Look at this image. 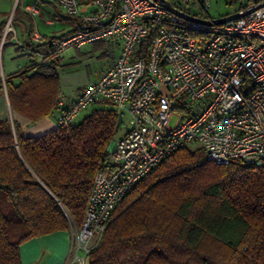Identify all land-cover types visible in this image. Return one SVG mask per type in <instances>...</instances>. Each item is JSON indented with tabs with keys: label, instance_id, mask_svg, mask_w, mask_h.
Masks as SVG:
<instances>
[{
	"label": "built area",
	"instance_id": "1",
	"mask_svg": "<svg viewBox=\"0 0 264 264\" xmlns=\"http://www.w3.org/2000/svg\"><path fill=\"white\" fill-rule=\"evenodd\" d=\"M49 1L80 26L60 37L35 33L32 41L47 42L53 53L100 40L120 47L99 78L60 111L55 129L100 100L129 117L110 150L109 171L94 174L81 226H70V264H87L117 204L176 150L200 147L215 164L264 162V0H224L241 5L237 18L222 23L213 22L211 0L170 2L204 21L167 11L159 0H93L92 11L79 0ZM12 31L8 20L0 47Z\"/></svg>",
	"mask_w": 264,
	"mask_h": 264
},
{
	"label": "trees",
	"instance_id": "2",
	"mask_svg": "<svg viewBox=\"0 0 264 264\" xmlns=\"http://www.w3.org/2000/svg\"><path fill=\"white\" fill-rule=\"evenodd\" d=\"M57 78L52 64L9 77L11 108L32 121L49 114ZM98 102L67 128L35 137L0 118V264H22L20 246L31 238L81 226L119 130L114 106ZM87 264H264V162L215 164L200 147L176 150L117 204Z\"/></svg>",
	"mask_w": 264,
	"mask_h": 264
},
{
	"label": "crops",
	"instance_id": "3",
	"mask_svg": "<svg viewBox=\"0 0 264 264\" xmlns=\"http://www.w3.org/2000/svg\"><path fill=\"white\" fill-rule=\"evenodd\" d=\"M79 1L84 10H95L93 0ZM8 20L13 31L7 34L0 47V118L8 119L12 125L16 124L22 137L40 136L55 129L54 123L60 111L73 102L89 82L99 78L119 54L120 47L115 41L100 40L110 43L117 52L97 76L90 77L83 69L76 68L73 63L75 56L69 55L65 61L64 51L49 56L47 42L31 40L35 33L43 37H60L75 30L78 28L76 18L67 16L49 0H0V40ZM10 38L13 40L10 41ZM16 41L22 44L18 45ZM49 64H52L58 77V107L42 118L32 121L11 108L6 81L24 70H27L29 75L34 73L38 66ZM10 80L13 85H17L20 76H14ZM72 258L69 231L34 237L20 246L22 264H70Z\"/></svg>",
	"mask_w": 264,
	"mask_h": 264
},
{
	"label": "rangeland",
	"instance_id": "4",
	"mask_svg": "<svg viewBox=\"0 0 264 264\" xmlns=\"http://www.w3.org/2000/svg\"><path fill=\"white\" fill-rule=\"evenodd\" d=\"M240 5V1L227 2L224 0H211L209 12L211 17L224 16L234 13ZM96 43H98V41L95 43H87L85 46H69L65 48L61 51H64V61L68 59L67 57H69V55H73L76 57V60L73 61L76 68L83 69L88 73L90 77L97 76L99 72L108 65L109 61L116 54L117 50L115 49V47L110 46V43L107 44L105 41H99V45ZM100 106L103 107L104 104L102 102L94 103L88 109L83 111L82 115L89 112L93 108H97ZM128 120L129 117L127 115L122 116L119 124L118 134L115 137L114 141H117L121 134H123V132L127 129Z\"/></svg>",
	"mask_w": 264,
	"mask_h": 264
},
{
	"label": "water",
	"instance_id": "5",
	"mask_svg": "<svg viewBox=\"0 0 264 264\" xmlns=\"http://www.w3.org/2000/svg\"><path fill=\"white\" fill-rule=\"evenodd\" d=\"M160 1V5L163 6L167 11H170V12H173L183 18H186V19H189V20H192V21H199V20H202V19H199V18H196V17H193L187 13H184L178 9H176L168 0H159ZM240 15L239 12H234V13H231V14H228L226 16H222V17H218V18H215L213 19V22L214 23H222V22H225L227 20H231V19H234V18H237L238 16ZM204 21V20H202ZM205 22H209L208 20H205ZM122 115H123V111H120L118 113V117H117V126L120 124V121L122 119ZM114 144H110V147L112 146L113 147Z\"/></svg>",
	"mask_w": 264,
	"mask_h": 264
}]
</instances>
